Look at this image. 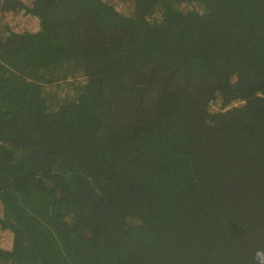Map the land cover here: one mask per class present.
Returning a JSON list of instances; mask_svg holds the SVG:
<instances>
[{
	"label": "trees",
	"instance_id": "1",
	"mask_svg": "<svg viewBox=\"0 0 264 264\" xmlns=\"http://www.w3.org/2000/svg\"><path fill=\"white\" fill-rule=\"evenodd\" d=\"M2 194L0 264H264V0H0Z\"/></svg>",
	"mask_w": 264,
	"mask_h": 264
},
{
	"label": "rangeland",
	"instance_id": "2",
	"mask_svg": "<svg viewBox=\"0 0 264 264\" xmlns=\"http://www.w3.org/2000/svg\"><path fill=\"white\" fill-rule=\"evenodd\" d=\"M9 23L14 30H35L37 28V23L35 20H21L20 14H16L15 17H10ZM54 170L59 171L64 175V177H68V173L63 171L58 164L54 166ZM48 202L49 197L46 196L2 194L0 198V217L13 220V214L11 212L10 206H19L26 214L33 215L41 228H43L47 234H50V236L55 239L53 232L49 229V226L45 220ZM10 243L11 236L6 232H0V246L3 248H8ZM28 243L29 241L26 240V245H28ZM56 245L58 250H60L58 253V260L60 264H76L72 254L62 251L58 243H56Z\"/></svg>",
	"mask_w": 264,
	"mask_h": 264
},
{
	"label": "clouds",
	"instance_id": "3",
	"mask_svg": "<svg viewBox=\"0 0 264 264\" xmlns=\"http://www.w3.org/2000/svg\"><path fill=\"white\" fill-rule=\"evenodd\" d=\"M262 254H264V253H260V252H257V253H256L257 256H260V255H262Z\"/></svg>",
	"mask_w": 264,
	"mask_h": 264
},
{
	"label": "crops",
	"instance_id": "4",
	"mask_svg": "<svg viewBox=\"0 0 264 264\" xmlns=\"http://www.w3.org/2000/svg\"><path fill=\"white\" fill-rule=\"evenodd\" d=\"M10 17V16H9ZM15 17V16H14Z\"/></svg>",
	"mask_w": 264,
	"mask_h": 264
}]
</instances>
